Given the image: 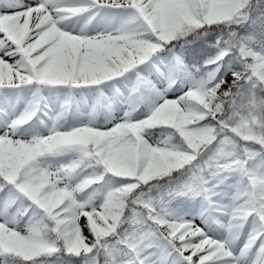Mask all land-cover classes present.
Segmentation results:
<instances>
[{
  "label": "snow or ice",
  "instance_id": "snow-or-ice-1",
  "mask_svg": "<svg viewBox=\"0 0 264 264\" xmlns=\"http://www.w3.org/2000/svg\"><path fill=\"white\" fill-rule=\"evenodd\" d=\"M0 264H264V0H0Z\"/></svg>",
  "mask_w": 264,
  "mask_h": 264
}]
</instances>
